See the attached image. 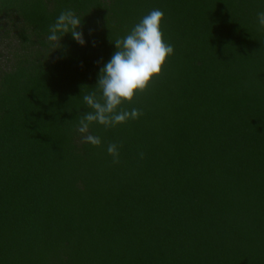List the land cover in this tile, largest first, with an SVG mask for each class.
Returning a JSON list of instances; mask_svg holds the SVG:
<instances>
[{
    "label": "trees",
    "instance_id": "1",
    "mask_svg": "<svg viewBox=\"0 0 264 264\" xmlns=\"http://www.w3.org/2000/svg\"><path fill=\"white\" fill-rule=\"evenodd\" d=\"M67 9L85 44L69 33L55 49L49 26ZM153 9L174 52L121 106L143 115L93 123L101 145L83 142V96L100 94L115 40ZM262 11L264 0H0V264H264Z\"/></svg>",
    "mask_w": 264,
    "mask_h": 264
},
{
    "label": "clouds",
    "instance_id": "2",
    "mask_svg": "<svg viewBox=\"0 0 264 264\" xmlns=\"http://www.w3.org/2000/svg\"><path fill=\"white\" fill-rule=\"evenodd\" d=\"M164 13L153 9L136 23L130 32L115 40V51L111 58L99 70L95 88L99 91L83 96V101L90 109L80 116L76 128L82 140L99 147L101 138L89 132L90 125L97 123L104 128H113L129 120H136L143 115L138 108L127 110L121 106L131 103L135 95L147 90L150 82L162 72V65L170 57L174 48L163 39ZM259 25L264 28V11L257 14ZM82 19L71 9L61 11L55 22L49 26V42H54L55 49L61 48L60 40L65 34L83 46L85 40L81 30ZM117 143L107 145V153L113 164L120 163ZM144 154L140 153L143 159Z\"/></svg>",
    "mask_w": 264,
    "mask_h": 264
},
{
    "label": "rangeland",
    "instance_id": "3",
    "mask_svg": "<svg viewBox=\"0 0 264 264\" xmlns=\"http://www.w3.org/2000/svg\"><path fill=\"white\" fill-rule=\"evenodd\" d=\"M11 41H13V39H11ZM13 44H11V46H12ZM8 48L7 47H5L3 44H0V53H1V55H0V61L2 60V58L3 57H1L2 55L3 56H7L8 54V50H7Z\"/></svg>",
    "mask_w": 264,
    "mask_h": 264
}]
</instances>
